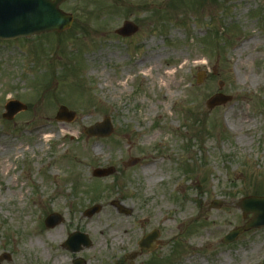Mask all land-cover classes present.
Returning a JSON list of instances; mask_svg holds the SVG:
<instances>
[{
  "label": "rangeland",
  "instance_id": "rangeland-1",
  "mask_svg": "<svg viewBox=\"0 0 264 264\" xmlns=\"http://www.w3.org/2000/svg\"><path fill=\"white\" fill-rule=\"evenodd\" d=\"M61 8L74 16L69 29L0 41V256L14 254L0 264H264V227L222 243L252 217L240 200L264 196V0ZM125 20L137 34H116ZM219 92L232 99L209 108ZM11 99L27 108L7 120ZM61 105L73 121L56 119ZM104 117L110 137L83 133ZM133 158L140 163L124 167ZM95 204L100 211L84 216ZM52 212L64 221L49 229ZM154 230L159 244L140 249ZM75 231L92 241L76 253L63 245Z\"/></svg>",
  "mask_w": 264,
  "mask_h": 264
},
{
  "label": "water",
  "instance_id": "water-1",
  "mask_svg": "<svg viewBox=\"0 0 264 264\" xmlns=\"http://www.w3.org/2000/svg\"><path fill=\"white\" fill-rule=\"evenodd\" d=\"M67 0H0V39H14L22 36H32L42 34L44 32H62L71 27L73 16L69 13L62 11L59 6L61 3ZM138 27L129 21L124 23V26L117 32L122 35H131L136 32ZM216 66L214 71H216ZM204 72L198 74V82H202L205 77ZM232 99L231 96L217 93L213 95L208 101L207 106L214 108L218 105L225 104ZM26 109V105L19 101H10L6 105V113L3 117L6 119H13L14 116ZM76 114L73 111H69L65 106H61L57 113V119L72 121ZM113 132V126L110 118L106 117L103 121L95 123L94 125L85 128L84 133L88 136H100L107 137ZM138 159L134 158L128 163H125V167L133 166L138 163ZM113 167L108 169H96L94 176L104 177L114 173ZM239 207L242 209L245 216L252 214V218L249 219L244 225L231 230L223 239V242L228 244L234 242L243 232L252 228L264 227V197L250 196L240 200ZM221 202L214 200L212 207H220ZM101 207L99 205L85 211L86 216H92L99 212ZM120 211L129 214L130 211L120 208ZM61 221L58 214H52L46 223L48 226H55ZM156 237L158 232L155 231L152 234L144 237L139 245L141 249H147L152 251L155 248ZM66 244L72 251H79L84 244L89 246L88 237L81 233L73 234ZM82 259H77L74 264H83Z\"/></svg>",
  "mask_w": 264,
  "mask_h": 264
},
{
  "label": "bare ground",
  "instance_id": "bare-ground-1",
  "mask_svg": "<svg viewBox=\"0 0 264 264\" xmlns=\"http://www.w3.org/2000/svg\"><path fill=\"white\" fill-rule=\"evenodd\" d=\"M111 56H117V55H115V54H112ZM151 69L152 68H150L148 71L150 72L151 71ZM131 70H132V68H131ZM141 72V74H144L143 76L144 77H146L147 76V74H145V73H142V71H140ZM177 72V70H175L174 72H172V71H166L164 74H163V77H161V78H163V80H165L166 81V83L164 84V85H166V86H168V85H170V83H171V81H168L170 78H171V76L173 75V74H175ZM105 75V76H104ZM124 75H126V78H124ZM130 75V71H125V72H123L121 75H120V80H118L117 81V85H118V88L120 89V90H123V88L127 85V83H128V79H127V77ZM109 77H110V75L108 74V73H101V78L106 82L107 80H109ZM54 130L55 131H58V129L55 127L54 128Z\"/></svg>",
  "mask_w": 264,
  "mask_h": 264
},
{
  "label": "flooded vegetation",
  "instance_id": "flooded-vegetation-1",
  "mask_svg": "<svg viewBox=\"0 0 264 264\" xmlns=\"http://www.w3.org/2000/svg\"><path fill=\"white\" fill-rule=\"evenodd\" d=\"M63 221H64V220H63ZM62 223H63V222H62ZM62 223H61V224H62ZM13 255H14L13 252H12V255H10V254H9V255H6V256H5V258H6L5 260H8V261L12 260V259H13ZM2 256H3V255H2ZM3 257H4V256H3ZM135 259H136V257H135ZM135 259H134V260H135ZM134 260L132 261V263L134 262Z\"/></svg>",
  "mask_w": 264,
  "mask_h": 264
}]
</instances>
